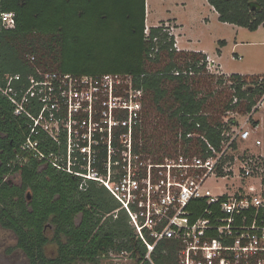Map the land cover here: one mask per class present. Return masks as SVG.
<instances>
[{"label": "trees", "instance_id": "1", "mask_svg": "<svg viewBox=\"0 0 264 264\" xmlns=\"http://www.w3.org/2000/svg\"><path fill=\"white\" fill-rule=\"evenodd\" d=\"M206 1L221 23L251 32L264 25L263 0ZM2 13H12L15 26L4 30L0 20V75L26 76L33 68L31 57L36 66L63 73L131 75L133 86L144 93L142 120L131 133V152L153 156L152 161L157 163L188 152L185 145L196 141L186 140L187 134L203 135L218 146L223 129H230L236 121L229 119L223 125L221 117L213 115L219 110L223 114L250 113L255 105L253 97L261 90L243 89V76L230 75L238 101L232 104L229 88L231 92L228 90L220 109H211L208 96L193 87L205 74L206 57L177 52L173 38L162 27H151L146 35L145 0H0ZM162 55L167 58L163 67L149 70ZM176 71L178 76L173 75ZM222 82V77L216 78L220 86ZM12 112L9 102L0 96V227L15 235L16 247L29 263L90 264L114 252L129 253L136 264H150L126 212L103 185L93 180L83 184L75 174L19 153L28 131L26 121ZM163 117L164 122L155 121ZM119 119L117 135L127 132L126 117L121 115ZM160 123L175 139L170 146L162 140L163 131L158 135L148 132V127ZM119 143L115 140L113 146L119 147ZM191 146L201 148L198 143ZM38 147L52 158L59 154L58 147L48 139L40 141ZM111 160L124 163L126 151L120 149ZM105 161L106 151L95 163L97 175L105 177ZM72 171L80 170L73 166ZM119 172L112 166V183ZM13 174H18V185L11 182ZM144 236L152 242L146 231ZM48 245L55 247L52 256L46 254ZM176 247L170 240L157 243L150 255L152 263L177 264Z\"/></svg>", "mask_w": 264, "mask_h": 264}, {"label": "built area", "instance_id": "2", "mask_svg": "<svg viewBox=\"0 0 264 264\" xmlns=\"http://www.w3.org/2000/svg\"><path fill=\"white\" fill-rule=\"evenodd\" d=\"M0 20L4 30L15 26L12 13H2ZM161 27L171 36L166 25ZM30 62L33 68L26 76L0 75V96L9 102L14 117L26 121L20 154L75 174L83 184L93 180L103 185L126 212L150 264L155 245L164 240L176 244L177 264H264V154L254 150L262 147L254 121L248 125L247 118L239 128H224L218 146L203 135L187 134L186 140L196 141L185 145L188 152L157 163L131 152V133L141 122L144 95L133 86L131 75H77L40 68L33 57ZM204 71L222 75L209 58ZM227 81L235 104V83ZM121 115L127 132L117 135ZM43 139L58 147L56 157L39 149ZM115 140L119 147L113 146ZM197 143L201 148L191 146ZM120 149L126 151L122 164L111 160ZM105 151L103 177L97 175L95 163ZM112 166L120 171L115 183L110 179ZM220 181L225 184L215 194L213 183Z\"/></svg>", "mask_w": 264, "mask_h": 264}, {"label": "rangeland", "instance_id": "3", "mask_svg": "<svg viewBox=\"0 0 264 264\" xmlns=\"http://www.w3.org/2000/svg\"><path fill=\"white\" fill-rule=\"evenodd\" d=\"M172 4L179 5L178 8L174 9V12L176 15L182 14V24L190 40L199 42L200 46L206 48L211 54L213 52V55L216 57V50L219 49L221 51L220 60L216 59L215 56L212 57L217 62H220L225 74L247 76L243 77L245 84L242 87L243 89L251 91L254 88H261L260 92L256 93L253 97L255 102L253 108L255 109L253 112L251 111L252 115L249 117L247 114H223L220 112V105L225 101L226 96H228V90L231 92L229 89L231 82L227 81L229 80L228 76L220 75V78H223L220 86L216 83L217 76L205 72L203 78L193 85L201 95L208 96L211 109H215V111L219 110L213 116H220L223 121L234 119L236 120V125L234 126L238 128L247 118L248 125H252L254 121V124L258 125L257 138L262 142V147L260 149L255 148L254 150L255 153L264 154V25L259 26L256 31L251 32L241 27L220 23L209 8L202 5L204 2L200 0H147L145 4L147 9L146 25L156 23L159 19L170 17L167 11H170ZM221 41L224 42L223 45L219 44ZM166 61L167 58H165V55H162L161 61L156 65L150 66L149 70L152 71L163 67ZM208 75L213 76L215 79L210 78ZM242 102H246V100H242ZM141 107L140 115L142 120L143 103ZM211 109L208 108V111L213 112ZM155 121L164 122L165 120L163 117L162 119L155 118ZM162 126H164V123H160L158 127L155 125L150 126L148 127V132L158 135V133H162L163 131L165 136H163L162 140L170 146L172 140L174 141L175 139L172 137V133H169L168 130L164 131ZM154 128H157V131H154ZM180 140L178 134V145L182 144ZM240 147L243 146L241 145ZM146 157L152 160L153 156L146 155ZM145 163L148 162L146 161ZM11 180L15 184H18V174L11 175ZM224 184L225 182L223 181L213 183L212 192L215 194L219 193L223 189ZM48 237H50V233ZM54 251V245H48L46 248L48 256H52ZM21 261L24 260L18 258L13 234L0 227V263L21 264ZM90 264H136V262L129 257V253L117 255L112 252V256L108 255L106 258L99 259L96 263Z\"/></svg>", "mask_w": 264, "mask_h": 264}, {"label": "crops", "instance_id": "4", "mask_svg": "<svg viewBox=\"0 0 264 264\" xmlns=\"http://www.w3.org/2000/svg\"><path fill=\"white\" fill-rule=\"evenodd\" d=\"M146 1L147 0H145V4H146ZM180 1H183V0H180ZM200 1L204 2V4H202V5L208 7L209 10L215 15V18L218 20V14L207 3V1L206 0H200ZM178 7H179V5L172 4L170 6V11H167V13L169 14L170 17H167L164 19H159V20H157L156 23H153V24L149 23L148 25H146V23H145V29L148 30L151 27H161L163 25H166L168 32L170 33L171 37L173 38V45L175 46V50L177 52L201 53L206 58L214 60L216 62V64H218L220 74L228 76V77L230 75H233V74H230V75L225 74L223 72L222 65L220 64V62H217L215 60V58L220 60L221 51L219 49L216 50V53H217V57H216L215 55H213V52L211 54L210 51H208L206 48L200 46L199 42H193L192 40L189 39L188 33H187V31H185V28L182 24V18H183L182 14L176 15L174 12V9H176ZM146 16H147V9H146V5H145V20H146ZM223 24H226V23H223ZM227 25H230V24H227ZM232 26H234V25H232ZM234 27H237V26H234ZM212 56H215V58H213ZM236 75H238V74H236ZM240 76H243V75H240ZM243 77H247V76H243Z\"/></svg>", "mask_w": 264, "mask_h": 264}, {"label": "flooded vegetation", "instance_id": "5", "mask_svg": "<svg viewBox=\"0 0 264 264\" xmlns=\"http://www.w3.org/2000/svg\"><path fill=\"white\" fill-rule=\"evenodd\" d=\"M11 178V177H10ZM10 178H5L4 180L5 181H8ZM11 182L13 183V184H15L12 180H11ZM19 184V183H18ZM18 184H16V185H18ZM3 229V228H2ZM3 230H5V229H3ZM5 231H8V232H11V231H9V230H5ZM12 233V232H11ZM13 234V233H12ZM13 236H14V238H15V249H16V252L18 253V258H22L24 261H21V264H30L29 263V261H28V259L26 258V256L24 255V253L20 250V249H18L17 247H16V237H15V235L13 234ZM1 264V263H0Z\"/></svg>", "mask_w": 264, "mask_h": 264}]
</instances>
